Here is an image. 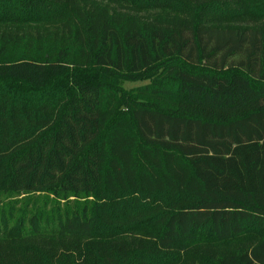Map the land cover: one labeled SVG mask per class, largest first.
I'll return each instance as SVG.
<instances>
[{
    "label": "trees",
    "instance_id": "trees-1",
    "mask_svg": "<svg viewBox=\"0 0 264 264\" xmlns=\"http://www.w3.org/2000/svg\"><path fill=\"white\" fill-rule=\"evenodd\" d=\"M101 1L125 12L0 0V196L95 199L53 222L68 247L0 264H166L249 234L250 248L199 264H264V27L208 21L260 16L264 0ZM142 5L162 15L131 14ZM134 195L175 198L151 206L159 227L147 246L115 241L141 230L126 209Z\"/></svg>",
    "mask_w": 264,
    "mask_h": 264
},
{
    "label": "rangeland",
    "instance_id": "rangeland-1",
    "mask_svg": "<svg viewBox=\"0 0 264 264\" xmlns=\"http://www.w3.org/2000/svg\"><path fill=\"white\" fill-rule=\"evenodd\" d=\"M95 1L103 6H107L110 10L118 11L119 9L121 12H125L123 8H120L123 6L106 3L101 0ZM142 7L144 9L139 10L137 13L131 11V14H137L138 17L147 19H151L153 15L161 14V12H158L161 10L155 8V6L144 7V5H142ZM182 10L183 9L180 7L175 13L180 14L183 12ZM197 18L199 19L198 16ZM208 21L211 22L210 24L212 25L224 28H262L264 27V14L258 16L243 12L237 14V18L234 19L212 14L211 17H208ZM1 28L4 29L8 27L3 26ZM33 31L34 29H32V34ZM147 84H149V82L146 80L138 82L125 81L121 86L128 92ZM147 100L156 103L163 110L169 111L176 108L175 102L171 99L154 97ZM134 198L136 200H133ZM103 199L102 203L108 205L110 197ZM127 199H130V201L126 209H133L136 211L137 216L134 226H141V230L133 236H125L115 241H117V243H120V241L128 243L135 238L136 240H141L145 243V246H147L151 243V233L149 232H153V230H157L159 227L154 223V218L157 217L159 211H156V209L151 210V206L160 203V208L162 209L163 205H165L164 203L168 204L171 201H175V198H167L164 195L156 197L153 195L148 196V198L141 195H134L132 198ZM86 202L94 203L95 199L89 198L85 200L82 198L74 199L68 197L63 200L61 197H56L48 193L0 196V220L6 222L4 226H0V259L7 260V262H19L27 256L29 262L33 261V256L29 254L25 256L22 255L23 250L28 251L27 249L30 248L32 251L38 249L44 253L45 258H41L40 260L45 261L48 251L53 255L56 254L61 247H68L71 244L70 241L60 239L57 236L53 222L64 213L71 212L75 206ZM98 203H100V200ZM167 211H169V209H167ZM31 218H35L38 222V233H34L31 229L29 224ZM18 222L23 223L22 228H17ZM253 236L254 234H249L235 241L221 245L206 243L193 247L183 254H166L162 256L163 258L161 259H164L166 264H199L200 262H211L222 255L238 253L250 248L256 242Z\"/></svg>",
    "mask_w": 264,
    "mask_h": 264
}]
</instances>
